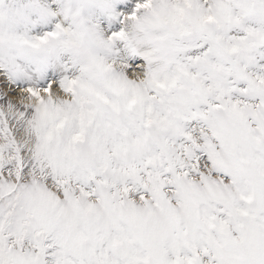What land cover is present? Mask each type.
I'll return each instance as SVG.
<instances>
[{
	"label": "snow or ice",
	"instance_id": "snow-or-ice-1",
	"mask_svg": "<svg viewBox=\"0 0 264 264\" xmlns=\"http://www.w3.org/2000/svg\"><path fill=\"white\" fill-rule=\"evenodd\" d=\"M0 264H264V0H0Z\"/></svg>",
	"mask_w": 264,
	"mask_h": 264
}]
</instances>
